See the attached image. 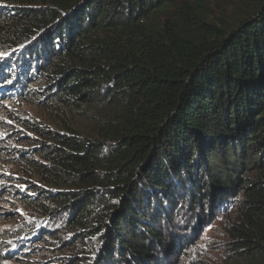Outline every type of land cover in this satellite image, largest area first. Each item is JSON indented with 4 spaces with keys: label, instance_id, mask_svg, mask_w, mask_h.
I'll return each mask as SVG.
<instances>
[{
    "label": "trees",
    "instance_id": "16d2710c",
    "mask_svg": "<svg viewBox=\"0 0 264 264\" xmlns=\"http://www.w3.org/2000/svg\"><path fill=\"white\" fill-rule=\"evenodd\" d=\"M212 1L0 0V93L54 113L23 202L67 262L185 264L236 198L219 264H264V0Z\"/></svg>",
    "mask_w": 264,
    "mask_h": 264
},
{
    "label": "rangeland",
    "instance_id": "374dc122",
    "mask_svg": "<svg viewBox=\"0 0 264 264\" xmlns=\"http://www.w3.org/2000/svg\"><path fill=\"white\" fill-rule=\"evenodd\" d=\"M233 3L234 0H213L212 6L214 10L222 8L230 12ZM48 104L51 102L37 101L33 95L5 97L0 93V264H71L73 261L67 262L70 255L67 250L55 251L59 247L57 244L44 241L47 232L38 226L41 220H37L32 209L23 202L30 186L24 168L30 165L27 159L36 152V144L34 147L33 144L41 138L37 131L54 128V113ZM235 199L231 204L236 203ZM230 205L217 212L214 219L200 229V246L190 257L184 258L185 264L201 257L211 264H219L233 253H241V241L233 236L230 225L236 216ZM56 225L60 226L59 223ZM34 228L41 237H26V233ZM34 244L39 245L32 249L27 247ZM42 245L54 249L47 250ZM231 264H241V261Z\"/></svg>",
    "mask_w": 264,
    "mask_h": 264
},
{
    "label": "water",
    "instance_id": "95a60500",
    "mask_svg": "<svg viewBox=\"0 0 264 264\" xmlns=\"http://www.w3.org/2000/svg\"><path fill=\"white\" fill-rule=\"evenodd\" d=\"M98 253H99V252H98ZM98 253H97L95 256H93L92 264H95V263H96V261H97V259H98Z\"/></svg>",
    "mask_w": 264,
    "mask_h": 264
}]
</instances>
